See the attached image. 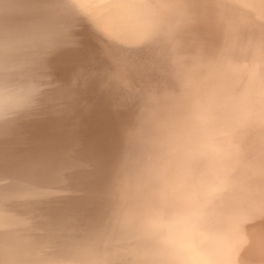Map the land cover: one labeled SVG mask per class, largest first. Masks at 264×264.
<instances>
[{
	"label": "bare ground",
	"instance_id": "bare-ground-1",
	"mask_svg": "<svg viewBox=\"0 0 264 264\" xmlns=\"http://www.w3.org/2000/svg\"><path fill=\"white\" fill-rule=\"evenodd\" d=\"M0 264H264V0H0Z\"/></svg>",
	"mask_w": 264,
	"mask_h": 264
},
{
	"label": "clouds",
	"instance_id": "clouds-1",
	"mask_svg": "<svg viewBox=\"0 0 264 264\" xmlns=\"http://www.w3.org/2000/svg\"><path fill=\"white\" fill-rule=\"evenodd\" d=\"M19 105L18 104H13L11 105L10 107L11 108H16L18 107ZM9 110V105L7 103H5L4 105V111L5 113ZM216 122H217V118L216 117H211L208 121H207V135L209 137V139H211L213 136H214V130H215V125H216Z\"/></svg>",
	"mask_w": 264,
	"mask_h": 264
}]
</instances>
